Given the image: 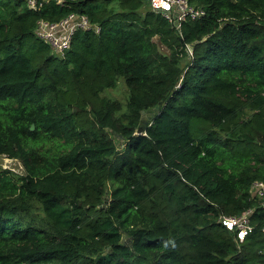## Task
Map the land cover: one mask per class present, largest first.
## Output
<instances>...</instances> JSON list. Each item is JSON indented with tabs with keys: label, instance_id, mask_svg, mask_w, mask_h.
<instances>
[{
	"label": "trees",
	"instance_id": "trees-1",
	"mask_svg": "<svg viewBox=\"0 0 264 264\" xmlns=\"http://www.w3.org/2000/svg\"><path fill=\"white\" fill-rule=\"evenodd\" d=\"M187 3L177 28L145 0H0V156L24 170L0 166V264H264V0ZM71 12L99 30L54 54L36 20ZM250 208L238 242L218 217Z\"/></svg>",
	"mask_w": 264,
	"mask_h": 264
},
{
	"label": "built area",
	"instance_id": "built-area-1",
	"mask_svg": "<svg viewBox=\"0 0 264 264\" xmlns=\"http://www.w3.org/2000/svg\"><path fill=\"white\" fill-rule=\"evenodd\" d=\"M47 0H25L29 9L39 10ZM60 1V0H58ZM152 10L162 13L178 28L181 20L199 18L204 15V10L198 6L188 4L187 0H145ZM93 28L98 31L99 27L90 23L88 17L82 13L71 12L57 20L39 18L36 20L34 35L46 42L57 55H63L70 46L73 35L78 30ZM249 192L259 199L264 207V181L255 180L249 186ZM252 209H247L239 215L221 214L218 222L228 231L232 232L238 242H242L253 229L250 222ZM264 233V228H262Z\"/></svg>",
	"mask_w": 264,
	"mask_h": 264
},
{
	"label": "rangeland",
	"instance_id": "rangeland-1",
	"mask_svg": "<svg viewBox=\"0 0 264 264\" xmlns=\"http://www.w3.org/2000/svg\"><path fill=\"white\" fill-rule=\"evenodd\" d=\"M188 54L191 55V49L188 50ZM117 84L118 85H116L114 88L103 91L102 94L107 97L115 98L119 100L122 104H124L127 96V87L122 78L119 79ZM148 114L144 113L143 118H147ZM116 142L118 144V147L120 148L122 146L123 141L116 139ZM0 166L3 168H8L17 174H24V170L20 161L15 158H10L4 155L0 156Z\"/></svg>",
	"mask_w": 264,
	"mask_h": 264
},
{
	"label": "water",
	"instance_id": "water-1",
	"mask_svg": "<svg viewBox=\"0 0 264 264\" xmlns=\"http://www.w3.org/2000/svg\"><path fill=\"white\" fill-rule=\"evenodd\" d=\"M157 106L154 107L151 112L153 113L155 110H156ZM147 112H150V111H147ZM144 112L142 113V116H143ZM147 121L146 120H143V123H146ZM142 131V126H139L138 129H137V133H140Z\"/></svg>",
	"mask_w": 264,
	"mask_h": 264
}]
</instances>
